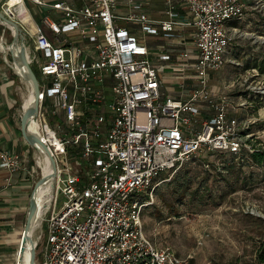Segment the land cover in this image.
<instances>
[{
	"label": "built area",
	"instance_id": "built-area-1",
	"mask_svg": "<svg viewBox=\"0 0 264 264\" xmlns=\"http://www.w3.org/2000/svg\"><path fill=\"white\" fill-rule=\"evenodd\" d=\"M21 1L54 15L34 23L30 32L16 17L19 4L0 7L33 46L28 60L40 75L37 119L50 129L45 118L50 111L62 116L68 130L42 139L57 173L40 264H189L191 255L179 256L147 238L142 212L152 205L155 188L166 181L163 174L204 153L240 157L258 149L250 132L255 121L229 117L231 110L254 108L250 98L257 94V69L228 86L237 89L235 100L208 85L210 74L224 67L230 32H238L228 26L243 18L244 1L180 0L192 18L187 23L174 20L173 0H164L166 20L161 22L150 20L135 0H124L129 9L125 15L118 14L120 0ZM119 21L146 36L170 40L176 27H194V57L179 55L192 61L195 77L183 99L161 95L160 70L149 60L146 45L119 27ZM158 61H170V56L161 55ZM69 147H78L79 156L90 161L91 170L84 176L67 165ZM24 159L0 151V170H24ZM59 194L65 202L54 210ZM244 213L257 215L251 205Z\"/></svg>",
	"mask_w": 264,
	"mask_h": 264
},
{
	"label": "rangeland",
	"instance_id": "rangeland-1",
	"mask_svg": "<svg viewBox=\"0 0 264 264\" xmlns=\"http://www.w3.org/2000/svg\"><path fill=\"white\" fill-rule=\"evenodd\" d=\"M6 1H0V7ZM8 1L12 6L16 0ZM146 1L141 2L144 4ZM243 1L246 5L243 18L229 23L228 26L230 31L233 28L238 31L234 35L230 32L232 41L227 50L229 62H226L223 69L215 74L211 85L222 88L223 84L235 83L244 72L253 69H246L247 65L252 66L255 61L260 62L264 58V0ZM25 5L34 15V19H36L35 15L41 16L42 13L47 15L43 8L32 6L28 2ZM117 25L131 28L137 39L145 44L152 43L140 28L125 25L122 22H117ZM3 28L4 25L1 24L0 29ZM4 30L9 46L13 32L8 28ZM8 59L12 62L10 56ZM233 59L238 60L240 66L236 67L232 64ZM35 72L37 79L40 80V75L36 70ZM168 75L166 72L163 81L166 91L169 92L173 91V86L181 85L186 80L182 76L168 77ZM184 75L191 76L190 73ZM21 85L20 97L26 95L29 97L26 93L28 92L26 84ZM254 85L257 94L250 99L255 106L252 110L243 112V116L251 117L255 121L250 126V132L255 137L253 144L256 148L264 149V75L259 73ZM233 90L237 91L232 89L230 94L236 97L238 93H234ZM220 92L227 93V90L222 88ZM23 100L19 99V110L21 103L24 105ZM57 117L50 111L45 115L49 130L66 134L68 130L61 121L62 116ZM44 125V122L39 120L35 131L41 139H46L43 135ZM75 150H79L78 147L68 148L67 165L73 169V173L84 176L91 170V163L75 155ZM218 155L220 154H201L200 157L184 163L174 173L163 174L161 178L163 180L165 178L166 181L155 188L153 203L143 213L144 234L156 247H170L177 255L183 257L191 255L192 260L189 264H258L256 251L264 241V170L251 164L242 172L235 168L233 172L226 175L220 168L219 162L222 158H218ZM39 158L37 151L31 147L27 158V170L32 181L31 192L35 183L42 178V170L38 166ZM206 163H211L209 169L205 168ZM208 170L209 173L206 172ZM179 174L193 177V184L187 193L172 194L174 185L170 184V181ZM204 179L206 181L199 187ZM64 202L65 198L59 194L54 210H60ZM246 205L254 206L257 215H246L244 213ZM47 215L48 210L41 215L39 227L31 233L32 240L36 244L35 264H40L38 255L43 243L42 237L46 233Z\"/></svg>",
	"mask_w": 264,
	"mask_h": 264
},
{
	"label": "crops",
	"instance_id": "crops-1",
	"mask_svg": "<svg viewBox=\"0 0 264 264\" xmlns=\"http://www.w3.org/2000/svg\"><path fill=\"white\" fill-rule=\"evenodd\" d=\"M47 1L53 3L55 0ZM135 1L140 4V7L147 13L150 20L155 22L166 20L165 12L167 10V5L164 0H147L144 4L141 2L142 0ZM26 2L28 1H23L22 3V6L29 16V21L22 22L26 30L31 32L33 24L40 23L43 17H49L50 19L54 17L52 12L44 9L47 15H44L43 13L41 16L35 15L36 19H34V15L29 12L25 5ZM120 2L121 4L118 7V14L125 15L129 9L123 4L124 0H120ZM10 3L11 2L7 0L6 6L9 7L11 5ZM172 5L175 14L174 20L177 23H187L191 21L192 18L182 1L173 0ZM124 24L131 26L127 23ZM4 28L6 27L4 26ZM4 28L0 29V151L22 156L25 158V164L23 165L24 170H18L15 172L0 170V264H15L16 247L18 246V243L20 245L31 195L32 181L27 170V158L31 152V147L24 141L20 132V120L23 112L22 103L20 110L18 108L19 99L23 100L24 98L20 97V91L22 88L21 84L25 83L27 86V83L20 77L16 76L13 70V63L8 59L10 56L8 49L9 46L5 39ZM128 30L132 32L131 28ZM193 35L194 27L190 25L178 26L175 28V38L172 40L165 39L161 35H147L152 43L145 44L143 42L148 49L149 60L160 70V93L163 97L167 96L175 99H183L195 84L194 73L190 68L192 61H183L179 56L180 53L187 52L190 59L194 57ZM23 37L27 53L32 56L34 51L32 43L29 41L28 37H25V34H23ZM228 54L229 53L227 52L225 55L226 62H229V60H227V56H229ZM161 55H169L170 61H158V57ZM237 61L238 60L233 59L231 63H238ZM239 64L240 63H238V66H240ZM30 66L32 70L34 69L37 71L34 64H30ZM235 66L238 67L237 65ZM166 72L169 74L168 77L182 76L185 77L186 80L181 85L173 86L172 92L166 91V86L163 81ZM187 73H190L191 76L188 77L184 75ZM217 73L210 74L208 83L209 89L218 92L223 88L224 90H227L229 96H231L232 94L230 93L232 90L228 87L230 84H223L222 88L211 85L214 81V76ZM233 91L236 94L238 93L236 90ZM231 98L232 100L236 99L234 95H232ZM243 112L246 111L231 110L229 111V117L242 118L244 117Z\"/></svg>",
	"mask_w": 264,
	"mask_h": 264
},
{
	"label": "water",
	"instance_id": "water-1",
	"mask_svg": "<svg viewBox=\"0 0 264 264\" xmlns=\"http://www.w3.org/2000/svg\"><path fill=\"white\" fill-rule=\"evenodd\" d=\"M0 23L3 24L6 28L7 26H11L14 29V33H12V42L9 45V54L11 56L13 67L17 65L18 68L21 70V73H17L14 68L13 70L16 76L20 77L24 82H26L29 85L31 94L33 97L32 105H30L26 109H23V112L21 115L20 132H21L22 138L30 147L40 148L44 152V154L49 160V163L55 174L54 176L56 178V173H57L56 162L54 158L52 157V154L49 148L43 143L42 139L39 136L30 133L28 130L30 120L32 119L36 120L38 117L40 91H39V84H38L37 77L34 71L32 70L29 60H28L29 55L27 54V49L24 45V41H25L23 37L24 31L16 23H14L13 21L3 16L1 12H0ZM14 50H16V52H14ZM46 181L47 180H45V178L43 177L40 178L35 183L33 190L31 192L17 259H20V255L24 253L23 246H25L28 241L29 242L31 241L29 233L31 232L33 228L36 213H37V204L34 199V193L36 189L42 184H44ZM27 264H35L34 246L29 251V257H28Z\"/></svg>",
	"mask_w": 264,
	"mask_h": 264
},
{
	"label": "bare ground",
	"instance_id": "bare-ground-1",
	"mask_svg": "<svg viewBox=\"0 0 264 264\" xmlns=\"http://www.w3.org/2000/svg\"><path fill=\"white\" fill-rule=\"evenodd\" d=\"M21 2H22L21 0H16L15 4L12 6H9L8 8L12 9L13 7H15L18 4L21 5V6L18 5L15 7L16 11H17L16 17H17L19 22H27V21H29V16L27 15V13H26L24 7L22 6ZM7 28L12 30V32L14 33V29L11 26H7ZM3 49H5V48H3ZM14 52H16V50H14ZM13 68L15 69V71L17 73H21V70L18 68L17 65H15ZM27 86H28V92H26V93L29 94V97H27V95L24 97V100H23L24 105H22V107H23L22 109L28 108L33 103V97L31 94L30 87L28 84H27ZM38 123H39L38 119L30 120V124L28 127V130L30 133L35 134L36 128L38 127ZM43 132H44L46 139L47 138L51 139V137L53 136V132L50 131L49 129H44ZM35 135L39 136V134H35ZM34 149L37 151V153L40 157L38 160V166L42 170V177L45 178V180H47V181L44 184H42L41 186H39L34 193V199H35L36 204H37V213H36L33 228L31 230V232L29 233L31 241L30 242L28 241L26 243V245L23 246L24 253L22 255H20V259H17L18 250H19L20 245L18 246L16 254H15V264H17V263L18 264H27L28 263L29 251L33 246H34V248L36 246L35 242L32 240L31 233L36 227H39V221L41 219V215L48 210L49 205H50V201L52 198V194H53L54 189H55V179L56 178L54 176L55 174H54L53 169L49 163L48 158L46 157V155L44 154V152L40 148H34Z\"/></svg>",
	"mask_w": 264,
	"mask_h": 264
},
{
	"label": "trees",
	"instance_id": "trees-1",
	"mask_svg": "<svg viewBox=\"0 0 264 264\" xmlns=\"http://www.w3.org/2000/svg\"><path fill=\"white\" fill-rule=\"evenodd\" d=\"M236 24V23H234ZM257 69L258 72L262 75H264V58L260 62H255L252 66L247 65L246 69ZM35 75L36 72L33 69ZM75 155H79V150H75ZM222 158L219 162L220 168H222L223 172L228 175L230 172H233L235 168H238L237 170L242 172L244 169L249 168L250 165H255L256 167L264 170V149L258 148L254 153L248 155V154H242L240 157H235L233 155H218V158ZM209 164V163H206ZM205 164V165H206ZM204 165V166H205ZM211 163L209 164L210 167ZM209 167L207 169H209ZM209 173L210 171H206ZM223 174V173H222ZM186 174H179L176 175L174 178L171 179L170 184H173V192L172 194H178V193H187L188 190H190L191 185L193 184V177H186ZM206 179L201 181L199 184V187L204 184ZM146 209V208H145ZM144 209V210H145ZM142 212V217L143 213ZM256 262L258 264H264V241L261 242L260 246L257 248L256 251Z\"/></svg>",
	"mask_w": 264,
	"mask_h": 264
}]
</instances>
